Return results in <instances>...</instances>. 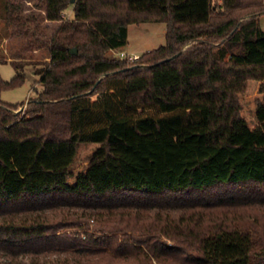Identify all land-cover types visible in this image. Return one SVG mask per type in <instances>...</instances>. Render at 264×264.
<instances>
[{"label":"trees","instance_id":"trees-1","mask_svg":"<svg viewBox=\"0 0 264 264\" xmlns=\"http://www.w3.org/2000/svg\"><path fill=\"white\" fill-rule=\"evenodd\" d=\"M248 3L240 21L213 0H45L44 36L5 2L49 60L21 116L1 92L26 56L0 57L17 70L0 73V264H264V4ZM147 21L166 44L109 55Z\"/></svg>","mask_w":264,"mask_h":264},{"label":"rangeland","instance_id":"rangeland-1","mask_svg":"<svg viewBox=\"0 0 264 264\" xmlns=\"http://www.w3.org/2000/svg\"><path fill=\"white\" fill-rule=\"evenodd\" d=\"M7 0H0V57L10 58L16 52H23V55L26 56L25 59L20 61L25 65L26 80L19 86L5 89L1 92V98L9 103L17 104L16 112L20 115H24L26 110L29 108L30 100L38 96L43 88L42 83H40V75L36 74V69L43 66V62L49 60L48 47L42 44L37 49H32L27 51L29 45L24 34H14L12 33L13 24H9L2 17L5 14L4 4ZM17 3L18 13L23 16L29 14L39 15L40 21L35 22L36 26L38 24V32L41 35L49 36L54 28V24L46 21L44 19V7L45 0H10ZM238 2L239 5L235 9L233 7L225 6L223 0H213L214 8L216 14L221 16H232L236 11H240L239 16L242 17L240 21L247 19L250 15L257 13L252 12L259 6L251 7V3L248 1L251 0H232ZM262 5L264 4V0ZM258 3V2H255ZM257 5V4H255ZM248 7V8H247ZM251 7V8H249ZM65 16L67 18H72L74 16L73 5H70L65 11ZM259 21L264 28V13L259 15ZM167 23L164 21H147L141 23H132L129 25V36L128 43L120 49H114L109 51V55L121 57L120 53L125 52L126 54H138L141 56L144 52L155 49L163 44L167 43ZM191 43L184 46V49L187 48ZM33 57L32 59H29ZM0 73L3 79L10 80L12 79L17 70L11 62H2L0 61Z\"/></svg>","mask_w":264,"mask_h":264},{"label":"built area","instance_id":"built-area-1","mask_svg":"<svg viewBox=\"0 0 264 264\" xmlns=\"http://www.w3.org/2000/svg\"><path fill=\"white\" fill-rule=\"evenodd\" d=\"M120 56L123 57V58H128L129 60H134V59H138L139 58L138 54H130V55H128L125 52H121Z\"/></svg>","mask_w":264,"mask_h":264},{"label":"water","instance_id":"water-1","mask_svg":"<svg viewBox=\"0 0 264 264\" xmlns=\"http://www.w3.org/2000/svg\"><path fill=\"white\" fill-rule=\"evenodd\" d=\"M71 51H72L73 53H77V47H73V48L71 49Z\"/></svg>","mask_w":264,"mask_h":264},{"label":"crops","instance_id":"crops-1","mask_svg":"<svg viewBox=\"0 0 264 264\" xmlns=\"http://www.w3.org/2000/svg\"><path fill=\"white\" fill-rule=\"evenodd\" d=\"M46 21H47V20H46ZM48 22H50L51 24H54V25L56 24V22H53V21H48Z\"/></svg>","mask_w":264,"mask_h":264}]
</instances>
